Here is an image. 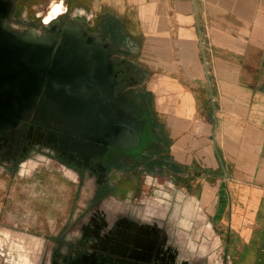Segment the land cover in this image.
Masks as SVG:
<instances>
[{
    "label": "crops",
    "instance_id": "0c3cea01",
    "mask_svg": "<svg viewBox=\"0 0 264 264\" xmlns=\"http://www.w3.org/2000/svg\"><path fill=\"white\" fill-rule=\"evenodd\" d=\"M66 1L144 69L159 145L110 173L114 200L175 260L264 264V0ZM61 231L0 226L3 264H40Z\"/></svg>",
    "mask_w": 264,
    "mask_h": 264
},
{
    "label": "flooded vegetation",
    "instance_id": "af4514ba",
    "mask_svg": "<svg viewBox=\"0 0 264 264\" xmlns=\"http://www.w3.org/2000/svg\"><path fill=\"white\" fill-rule=\"evenodd\" d=\"M11 1L6 21L19 35L52 36L80 24L66 2L53 20L38 14V25L21 12L35 0ZM81 25L90 38H66L50 61L22 59L20 52L4 50L0 38V167L15 175L57 170L78 191L86 189L79 195L81 213L40 264H203L175 260L174 248L165 251L159 236L151 242L144 234L147 225L137 219L135 204L114 200L110 173L150 158L158 129L151 99L135 89L139 70L122 58L127 44Z\"/></svg>",
    "mask_w": 264,
    "mask_h": 264
},
{
    "label": "rangeland",
    "instance_id": "374dc122",
    "mask_svg": "<svg viewBox=\"0 0 264 264\" xmlns=\"http://www.w3.org/2000/svg\"><path fill=\"white\" fill-rule=\"evenodd\" d=\"M64 2L67 1L35 0L29 5H24L22 7L24 10H20L23 17L31 18L41 25L37 15H46L48 21L53 20L67 9V4L65 5ZM81 4H84V1L78 0L73 3L74 7H79ZM57 9H60L58 15L55 14ZM127 62L139 70L142 78L143 65L137 66L131 61ZM140 81L135 84L137 92L143 88L140 86ZM33 174L16 173L15 175L0 167V226L3 229L4 226L15 228L20 233L58 234L70 222L68 217L70 210L73 209V216L76 211L81 210L82 202L79 201V195L86 194V189L78 191L76 184L57 170H40L38 174ZM156 177H159V174ZM127 203L128 201L123 202L122 205L127 206ZM142 207L144 209V206ZM189 211L190 205L187 203L184 212L188 214ZM215 256L212 258L213 264H217ZM3 262L0 257V264Z\"/></svg>",
    "mask_w": 264,
    "mask_h": 264
},
{
    "label": "water",
    "instance_id": "95a60500",
    "mask_svg": "<svg viewBox=\"0 0 264 264\" xmlns=\"http://www.w3.org/2000/svg\"><path fill=\"white\" fill-rule=\"evenodd\" d=\"M1 2H3V0H0V7L2 4ZM11 8L12 1L8 0L7 2H4V9L1 8L0 10V38H4V50L7 49L12 52H20V55L23 56L22 59L26 58L32 62L35 61L36 58L39 59L42 57L47 58L50 61V58L54 57L53 52L56 50V44L65 45L67 42L66 38H90L86 30L81 25L86 24L87 20L84 19V13H80L79 10L73 14L72 19L78 21L80 24L76 25L70 23L69 28L59 31L57 35L42 37L41 34L36 31H32L31 34L27 36L19 35L13 31L10 24L6 21V18L9 17ZM42 38L54 39L45 40ZM48 65L49 63L47 66ZM143 260L145 259L143 258Z\"/></svg>",
    "mask_w": 264,
    "mask_h": 264
},
{
    "label": "bare ground",
    "instance_id": "6f19581e",
    "mask_svg": "<svg viewBox=\"0 0 264 264\" xmlns=\"http://www.w3.org/2000/svg\"><path fill=\"white\" fill-rule=\"evenodd\" d=\"M59 11H60V9H57L55 14L58 15V14H59ZM53 12H54V11H53ZM61 12H62V11H61ZM55 14H54V16H55ZM52 15H53V14H52ZM52 15H51V16H52ZM49 16H50V15H49Z\"/></svg>",
    "mask_w": 264,
    "mask_h": 264
}]
</instances>
